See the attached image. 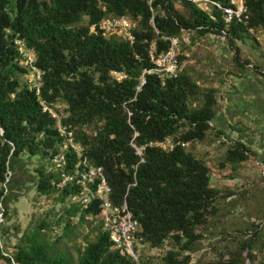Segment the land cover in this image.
I'll return each mask as SVG.
<instances>
[{"label": "trees", "instance_id": "trees-1", "mask_svg": "<svg viewBox=\"0 0 264 264\" xmlns=\"http://www.w3.org/2000/svg\"><path fill=\"white\" fill-rule=\"evenodd\" d=\"M245 6L242 20L226 22L217 8H202L185 0H153L151 5L149 0H0V219L8 216L7 202L15 194L10 195L11 186L23 187L27 161L36 157L55 167V171L43 165L37 168L39 194L58 193L62 202L70 201L79 190L63 183V174L74 173L78 164L84 168L86 162L103 166L113 187L112 199L119 203L133 181L132 166L138 157L131 139L137 131L138 143H173L166 149L146 150L137 184L127 196L139 221L136 248L141 261L152 264L143 257L141 245L158 248L171 243L164 264H190L192 254L219 223L215 217L221 201L238 194L230 191L223 195L212 185L208 164L187 149L211 134H224L213 124L219 89L207 85L213 80L210 74H204L207 81L201 83L184 69L174 79L147 75L138 92L137 86L144 69L152 65L150 53L168 48L165 37H178L183 49L185 34L219 36L234 50L235 72L264 76L258 66L250 68L252 63L242 58L239 46L258 43L254 32L264 29V0H245ZM120 16L135 23L134 41L101 27L104 19ZM188 40L191 42L190 35ZM29 51L35 54L32 63L27 62L25 53ZM179 58L182 62L181 54ZM35 70L41 76L37 86L22 81L21 76ZM60 104L65 105L62 110ZM45 107L57 112L81 147L65 152L67 160L61 168L53 158L61 152L64 137L58 132L57 119ZM253 154L246 144L236 141L228 146L220 167L227 163L235 167ZM259 189L264 192V187ZM100 214V203L94 199L87 207L71 202L59 219H67L65 227L70 231L71 218L84 222ZM261 225L251 223L236 245L226 244L219 258L200 263L254 264L263 252L258 234ZM48 228L42 222L12 248L0 243V261L133 264L124 249L113 248L104 222L95 239L77 249L76 260L59 246L71 236L64 232L51 242L46 237Z\"/></svg>", "mask_w": 264, "mask_h": 264}, {"label": "rangeland", "instance_id": "rangeland-1", "mask_svg": "<svg viewBox=\"0 0 264 264\" xmlns=\"http://www.w3.org/2000/svg\"><path fill=\"white\" fill-rule=\"evenodd\" d=\"M205 8L212 7L206 6ZM186 35L191 36V42L186 41L185 47L181 48L184 70L201 83L205 80L204 74H210L213 78L212 83L207 84L219 89L217 115L213 124L224 132L220 137L211 134L205 141L189 145L187 149L208 164L211 169L212 185L217 186L223 195L230 191L238 193L237 196H230L221 201L220 210L215 217L219 223L207 233L198 251L192 254L190 264H203L219 258V253L222 252L224 246L230 243L236 245L245 236V231L251 223L262 224L258 234L263 252L254 264H264V192L259 189L260 186L264 187V102H258L260 104L256 106L259 114L255 109H251V106L256 105V102H251L254 96L253 91L256 89L252 88V90L246 84L242 89L237 84V89L243 95V99L228 102V94L224 85L229 80H234L235 70H237L233 61L234 50L226 40L216 35H206L201 38L193 34ZM254 37L258 43L247 42L245 45H239L242 50L241 56L252 63L250 68L253 65L258 66L260 73L263 74L264 29L254 32ZM246 73L251 74L253 80L264 81L262 75H256L253 71ZM34 77L35 71H31L21 76V79L34 83ZM64 106L60 104L58 107L62 110ZM236 141L246 144L254 154L249 160L235 167L231 163L220 167L228 146ZM42 165L48 171H55L51 161L36 157L27 161V168L22 176L23 187L18 189L17 185H10V195L14 191L15 194L8 199L7 218L0 219L4 220L0 229V243L12 248L19 243L22 236L31 234L39 224L44 222L49 227L45 229L49 241L56 240L64 232L71 236L67 240H61L59 246L64 250L67 249L76 260L78 258L77 249L83 248L89 240L95 239L103 219L100 216L88 217L86 221L79 222L78 219L71 218L69 223L71 227H68L71 230L66 231L67 219L60 220L59 216L64 213V209L71 202L69 200L62 202L58 193L41 195L37 192L36 170ZM171 248V243L158 248H151L146 244L141 245L143 257L148 258L152 264H164L163 257ZM0 264L5 263L0 261Z\"/></svg>", "mask_w": 264, "mask_h": 264}, {"label": "built area", "instance_id": "built-area-1", "mask_svg": "<svg viewBox=\"0 0 264 264\" xmlns=\"http://www.w3.org/2000/svg\"><path fill=\"white\" fill-rule=\"evenodd\" d=\"M153 0H149V4H152ZM200 7L211 6L222 11L226 22H232L234 20H242L246 15L247 8L245 6V0H185ZM153 10V8H151ZM101 27L109 34H117L128 38L130 41H134L135 36L133 29L135 23L128 16H120L115 18H106L102 21ZM186 35V34H185ZM188 36V35H186ZM184 36V40L188 41V37ZM168 40V48L160 53H150L152 65L149 68L144 69L140 83L137 86V92L141 90L143 85L147 81V75H157L162 78H178L184 67L179 58L181 54V42L178 37H165ZM23 50V49H22ZM28 55L27 62L35 61V54L33 51L25 53ZM35 69V68H34ZM118 79L122 78L120 73H114ZM36 86L40 81L41 76L38 71L35 70L34 77ZM37 80V81H36ZM33 83V84H34ZM45 107L44 110H48ZM53 117L57 119V129L61 136L64 137L61 152L54 156L53 163L61 168L66 162V151L68 149L80 150V145L75 142L74 133L67 126L63 125L59 115L56 111L49 109ZM132 112H128V116L131 117ZM130 122V120H129ZM132 126V125H131ZM133 127V126H132ZM134 128V127H133ZM139 133L134 132L131 139V146L135 150L138 157V161L133 164V181L127 186L125 195L122 197L119 203H115L112 199L113 187L109 182L108 176L105 173L103 166H88L86 162H83L84 168L77 165L74 173L63 174V183H71L79 191L74 193L70 197L72 203L81 204L87 207L92 200L98 199L101 208L100 217H102L104 226L110 233V239L113 243V248L124 249L131 257L133 264H143L141 261L140 252L136 248L138 242L139 221L135 219L134 214L129 206L127 199L129 190L132 186L137 184V172L141 164L145 163V152L148 148L160 147L166 149L173 147L171 140H151L142 143H138L137 138Z\"/></svg>", "mask_w": 264, "mask_h": 264}, {"label": "crops", "instance_id": "crops-1", "mask_svg": "<svg viewBox=\"0 0 264 264\" xmlns=\"http://www.w3.org/2000/svg\"><path fill=\"white\" fill-rule=\"evenodd\" d=\"M236 76V77H235ZM234 80H229L227 85L225 83L224 88L228 94V102H234V101H240L243 99V95L240 94V92L237 89V84L242 89L246 85H249L252 88H255L256 90L253 91V98L251 99V102H256L255 106H251V109H255L256 113L259 114L256 110V106L260 103L258 102H264V81L259 80H253L251 77V74L245 73L241 74L239 72H235ZM246 84V85H245ZM253 90V89H252Z\"/></svg>", "mask_w": 264, "mask_h": 264}]
</instances>
